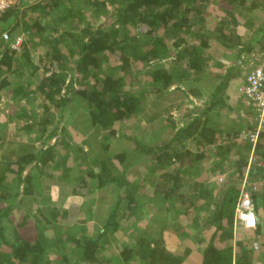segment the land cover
<instances>
[{
    "label": "trees",
    "instance_id": "16d2710c",
    "mask_svg": "<svg viewBox=\"0 0 264 264\" xmlns=\"http://www.w3.org/2000/svg\"><path fill=\"white\" fill-rule=\"evenodd\" d=\"M261 5L264 0H21L5 9L0 14V93L17 108L15 114H6L7 120L23 123L14 126L10 138L0 132V264H180L182 258L166 250L162 236L137 239L135 256L129 246L114 256L107 251L113 233L123 229L121 220L127 223L144 214L147 198L152 205L164 204L168 212L173 209L178 176L159 165L186 159L189 153L166 141L145 142L139 132L144 128H138L148 113L143 106H155L172 85L183 92L178 85L206 74L212 55L224 62L228 50L237 56L251 50L253 45H241L235 32L238 15ZM2 32L10 39L3 40ZM20 32L25 34L16 50L10 42ZM221 73L218 90L226 87L232 71ZM218 103L222 99L216 94L205 108ZM70 117L77 120L70 122ZM207 124L196 117L185 131L192 134L201 126L196 136L211 143L214 137L207 138ZM74 134L80 142L73 140ZM117 142L123 143L119 149L114 148ZM244 144L247 151L253 148L246 181L251 188L256 179L264 182V129L255 144ZM247 157L241 153L234 162L239 178ZM144 161L157 167L154 183L150 181L152 193L128 176ZM47 165L50 169L42 174L34 172L33 167ZM29 166L31 174L26 172ZM52 184L61 196L69 192L88 205L107 198L100 228L81 234L75 226L63 224L70 213L45 197ZM240 189L239 181L228 182L217 209L203 218L213 232L203 247L201 264H259L255 255L264 249L263 201L254 188L259 222L247 238L235 239L234 208ZM35 195L48 204L32 214L23 210L14 223L11 213L23 209L22 196ZM95 212L87 207L79 214L93 219Z\"/></svg>",
    "mask_w": 264,
    "mask_h": 264
},
{
    "label": "crops",
    "instance_id": "0c3cea01",
    "mask_svg": "<svg viewBox=\"0 0 264 264\" xmlns=\"http://www.w3.org/2000/svg\"><path fill=\"white\" fill-rule=\"evenodd\" d=\"M261 7L264 9V5H261L238 15L240 23L235 29V32L240 35L241 45L243 43L253 44L252 48L255 52L249 53L254 57L250 59V62H242L248 56L245 50L239 56L236 55L237 62H208L209 68L206 69V74L188 78L189 80L178 85L184 90L183 92L175 91V85H172L170 91L163 94L162 99L156 100L155 106L147 105L148 113L144 114L142 122L144 128L151 127L153 130L147 131L148 135H143L145 142L156 145L166 141L171 143L172 148L184 147L189 153L186 159H171L159 165L162 171L172 170V174L178 176L173 209L168 212L164 204L152 205L147 198L143 211L145 216L143 217L144 214H142L140 218H130L131 221L127 223L121 220L123 229L113 233L114 239L109 244L113 245L116 252L113 253L112 249L110 252L112 256L117 255L124 246L132 247V253H136L135 241L141 237L151 239L162 236L166 250L182 258L180 264H201L203 247L213 232L212 225L206 227L203 218L209 215L208 211L212 212L217 209L228 182L237 180L240 186L244 181L248 182L247 172L253 163V148L249 151L244 149V143L249 141L237 137V133L240 134L255 126L251 106L245 102L243 97L244 102L242 101L237 91L245 79V75L240 76L237 70L247 65L250 71L259 61L260 51L264 46L263 21L260 25L259 23L256 25V27L259 26L261 39L258 45L250 33L249 41L246 42L243 35L248 31L250 23L264 20V11ZM230 51L232 50H228L226 55H229ZM218 64L222 67L224 65L222 72L230 69L232 71L228 75L227 85L223 90L217 88L221 78L219 75L222 74L219 69H216L220 66ZM207 83H211L212 86L204 89ZM193 87L194 91L189 90ZM216 94L222 99V103L205 108L209 105L210 98ZM205 109H207L206 112H204ZM196 117L208 123L207 138L214 137L211 143H205L196 136L201 126L196 127V131L192 134L186 133L185 125ZM180 132L184 135L177 136ZM245 152L248 155L246 171L243 177L239 178L235 172L234 162L238 161L241 153ZM141 167H143L142 176L135 179L144 184L146 192V189L150 188L147 193H152L153 185L150 181L153 180L154 183L157 167L151 162L144 161L131 169L136 170ZM82 205L77 214L83 211ZM194 212L195 214L192 215ZM152 214H154L153 217ZM99 218H102L100 213H97L93 219L88 217L90 219L88 221H92L91 228L86 220L80 218L79 233L82 234L83 230H86L88 234L94 233V229L100 228ZM258 222L259 218H257ZM237 229H240L238 232L242 234V237L236 234ZM233 231L235 239L237 237L247 238L251 229L242 227L240 224L235 225L234 218ZM252 241L255 240L252 239Z\"/></svg>",
    "mask_w": 264,
    "mask_h": 264
},
{
    "label": "rangeland",
    "instance_id": "374dc122",
    "mask_svg": "<svg viewBox=\"0 0 264 264\" xmlns=\"http://www.w3.org/2000/svg\"><path fill=\"white\" fill-rule=\"evenodd\" d=\"M30 1L33 2L35 0H30ZM261 9H262V11H264V9L262 7H261ZM262 21H263V25H264V20H259V21H256V22H252V23H250L248 25L249 26L248 31L246 32V34L243 35V38H244V41L245 42L246 41H249V37H250V34H251L252 38L256 40L257 45L259 44L258 42H260V39H259L260 38L259 37V35H260L259 34V31L260 30H258V27L259 26L256 27V25L258 23L260 25V22H262ZM24 34H25L24 32H22V33L20 32V34H18V35L24 36ZM257 45H255V47ZM245 52H248V56H246V59H243L244 61H242V62H250V59L251 58H254V57L253 56H250L249 53L250 52H255V50H253V48H252L251 50L245 51ZM36 55L37 54H36V51H35L34 52V57H37ZM212 56H213L211 58L213 60L212 62H216L217 61V56L216 55H212ZM247 57H248V59H247ZM237 61H238V58H237V56L235 54V50L230 51L229 55H227V57L225 56V59H224V62H237ZM218 65H220V66H219V68H216V69H219L222 72L223 71V68H224V65H223V67L221 66V64H218ZM246 66H242L241 68H238V70H237L238 72L237 73L240 76L246 75L249 72V68L246 67ZM146 77H147V74H146ZM211 86H212L211 83H207V84L204 85L203 88L204 89L205 88H210ZM237 91H238V88H237ZM238 94H239V97L244 102L241 94L239 92H238ZM145 105L143 106L144 109H146V107H147L148 104H145ZM16 110H17V108L6 97V95L4 94V92L0 93V132L1 133L4 132V131L5 132H9V133H5L6 137H8V138L11 137V133H13V131H14V126L23 123V121H18V120H16V121L14 120L13 122H10V121L7 120L6 114L7 113H9V114L14 113L15 114L16 113ZM64 117H65V119H67V116H64ZM76 120H77L76 117H70L69 118V121L70 122L71 121L72 122H75ZM134 121L135 120H133L132 122L131 121L130 122H125L124 125H123V127L125 128V127L131 126ZM143 124L144 123L142 121L138 122V128H141V126H142V128H144V125ZM68 127L69 126H67V128ZM69 130H72V129L69 128ZM152 130H153V128H151V127H149V128L148 127H145L144 129L139 130V132L141 134H143V135H148V132L147 131H152ZM133 131L134 130H132V132ZM74 136H76V135L74 134L73 137ZM77 139L74 137L73 140H76V141L80 142L79 141L80 139L79 138H77ZM122 144L123 143H118L117 142V144H114V148L115 149H119V148H121ZM1 153H2V150L0 149V155H1ZM70 159L72 160L71 157H70ZM30 167H32V166H29L26 169V172H28V170H29L28 173H30V174L32 173V169L33 168H34V172H36L38 174H42L43 171H44V169H50L49 168V165H47L46 167H42V166L41 167L36 166V168L35 167L30 168ZM142 170H143V167H141L140 169H136V170H132L131 169L128 172V176L130 177V179H135L136 177L142 176ZM251 188H257L258 189L256 191L257 197H259L260 200L263 201V204H264V182L261 181V180H259V179H256V180H254L253 184H251ZM146 190L148 192V191H150V188L149 189L147 188ZM67 193H69V192H67ZM67 193H65L63 196H61L60 195V192H59V189L56 186V184H52V186L49 187L48 194L45 195V197H48L50 199V201H52L59 208V210H62V209L68 210V212L70 213V216L68 215L69 216L68 218L67 217L64 218L63 224L68 225V226H75L76 228H78L79 227V225H78L79 219L82 218V219H84V220L87 221V223L89 225V228H91L92 227V223H91L92 221H88L90 219H88L87 215H85V214L84 215L83 214L82 215L77 214L79 208L81 207V205L84 202L83 198L81 196H78V195H72V194H67ZM40 196H42V195H39V196L35 195V199H32V197H28L27 198V197H23L22 196L23 201L22 200L20 201V205H21V207L23 209H14L12 211V213H11V219H12V221L14 223H16L17 221H19L22 218L23 212L25 210H29V213L32 214L36 210V208H38V206L39 207H43L46 204H48L49 200H46V199H40L39 200L38 197H40ZM103 202H104V204H102ZM107 203H108L107 198H103L102 201H101V203L100 202H97V203L94 202V203L88 205V203L84 202V206L82 208L86 210L87 207L88 208H91L92 207L93 210L96 209V212H95L96 214L97 213H100L101 215H103L104 214V211L108 207L107 206ZM261 204H262V202H261ZM263 204H262V206H264ZM262 208L259 207V209H262ZM260 213H261V218H263L264 217V210L263 209L260 210ZM142 214L140 216H142ZM140 216H137V217L135 216L134 218H140ZM144 216H145V214L143 215V217ZM135 220H137V219H135ZM4 222L6 223L7 221L4 220ZM6 226L9 227L8 224H6ZM239 230L237 229L236 234L238 236H241L242 237V234L240 232H238ZM253 240H255V239H253ZM255 242H257V240H255ZM257 245H258V242H257ZM112 249L114 250L113 245L112 244H109L108 247H107V250L109 251V254H110V252H112ZM114 252H116V251L114 250L113 253ZM255 256H256L259 264L260 263H263L264 264V249L261 250V251H258ZM132 264H136V261H133Z\"/></svg>",
    "mask_w": 264,
    "mask_h": 264
},
{
    "label": "built area",
    "instance_id": "2783aa9c",
    "mask_svg": "<svg viewBox=\"0 0 264 264\" xmlns=\"http://www.w3.org/2000/svg\"><path fill=\"white\" fill-rule=\"evenodd\" d=\"M20 1L0 0V14L5 9ZM1 37L6 41L10 39L6 32H2ZM22 40L23 36H15L10 42L11 47L17 50ZM238 92L244 98L245 102L251 106L255 122L254 128L241 132L239 138L249 140L252 144H255L259 133L264 129V46L261 48L258 63L245 75L244 83L238 87ZM253 189L247 188L245 181L242 183L235 205V225L240 224L245 228L255 227L257 216L252 201Z\"/></svg>",
    "mask_w": 264,
    "mask_h": 264
}]
</instances>
